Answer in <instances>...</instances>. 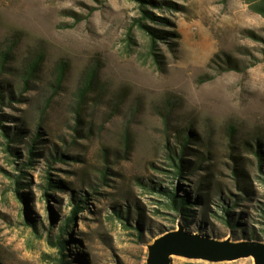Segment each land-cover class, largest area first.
Wrapping results in <instances>:
<instances>
[{
    "label": "rangeland",
    "instance_id": "1",
    "mask_svg": "<svg viewBox=\"0 0 264 264\" xmlns=\"http://www.w3.org/2000/svg\"><path fill=\"white\" fill-rule=\"evenodd\" d=\"M146 1L0 0V264H148L180 226L264 245V17L252 10L264 0ZM141 22L161 36L154 50ZM90 65L99 74L82 96ZM47 176L62 183L51 198ZM172 182L196 202L189 221L152 189ZM83 197L62 255L53 244Z\"/></svg>",
    "mask_w": 264,
    "mask_h": 264
},
{
    "label": "trees",
    "instance_id": "2",
    "mask_svg": "<svg viewBox=\"0 0 264 264\" xmlns=\"http://www.w3.org/2000/svg\"><path fill=\"white\" fill-rule=\"evenodd\" d=\"M140 1L142 4H148V1L146 0H138ZM252 10L255 11L256 13L262 15L264 17V1L260 2L258 4H254L252 5ZM144 13L146 14V18H152L155 19V16L149 12H147L146 10H144ZM140 26L142 28H146L148 30V32L150 33V35L152 36L151 39V47L154 50V47L156 46V38H159L161 36H159L158 34L155 33V31L150 28L147 27L145 24H143L142 22L140 23ZM152 55H154L155 59L157 62H159L158 58V54L152 52ZM5 58L3 59V67H5V64L8 63V54L4 55ZM44 60V57L42 54L40 55H35L27 64H26V71H25V77L26 78V83H29L30 78L35 77V75L38 73L40 66L42 65V62ZM65 71H66V64H61L58 65V76H59V80H63L64 76H65ZM99 74V68L93 65H90L87 70L84 73V78H83V86L79 89L80 94L83 96L85 95V93H87L89 90H91L97 80V76ZM2 125V124H0ZM3 128V125H2ZM14 140V139H13ZM16 141V140H14ZM35 143H36V139H34ZM35 147H31L28 149L29 152V159L31 160L30 163L34 162V156H36L37 152H35ZM13 154H14V149L11 148ZM18 156V152L17 155ZM183 157V156H182ZM183 158H179V162L177 160L176 157H170V166L174 169H178V171H175L177 175L182 176L183 175ZM26 165V163L23 164V166ZM22 171V170H21ZM47 181L43 186L44 192L46 197L51 198L49 190L50 189H59L62 187V183L60 182H56L55 180H53L50 176H47ZM20 179H25L24 177L21 176H17L16 177V181L15 184L19 185H24L22 184V182L20 181ZM173 185H171L170 187H162L160 184L154 185L152 186V189L160 196L161 200V204L172 211H175L177 213H179L182 216L183 220L189 221V219L191 217H194L192 212V207L196 202H192L190 196L188 194L185 195H180V190L181 189H177L175 187V182H172ZM28 187L30 188V184H27ZM172 188V189H169ZM199 189V188H198ZM198 191H201L200 189ZM16 192L20 198V200L24 203L27 204V197H25V194H23V192H21L20 190H18V188L16 189ZM199 195V194H197ZM198 199H196L197 201ZM86 197L84 199H80V200H75L73 199V204H74V210L73 212L65 217L62 221V226L60 228V235H59V239L57 242H54V246L58 247L61 249V254H64V250L67 247V244L70 243V241H67L64 239V235L66 234L67 236L71 237L72 235V225L75 224V220L77 215L83 211V209L85 208L83 206V204H85ZM219 208L222 212V216L221 218L226 220L228 226H230L233 229H237L239 227V222L237 221H233L230 218V210H228V208L226 206L223 205H219ZM264 211V210H263ZM25 214L26 210H25ZM119 217L121 219H125L123 214H118ZM127 225V223H126ZM75 240H71V242H73ZM63 263V261H61Z\"/></svg>",
    "mask_w": 264,
    "mask_h": 264
},
{
    "label": "water",
    "instance_id": "3",
    "mask_svg": "<svg viewBox=\"0 0 264 264\" xmlns=\"http://www.w3.org/2000/svg\"><path fill=\"white\" fill-rule=\"evenodd\" d=\"M211 262L235 261L253 257L255 264H264V245L255 242L235 243L187 233L182 226L167 233L149 246L148 264H171L172 256Z\"/></svg>",
    "mask_w": 264,
    "mask_h": 264
}]
</instances>
